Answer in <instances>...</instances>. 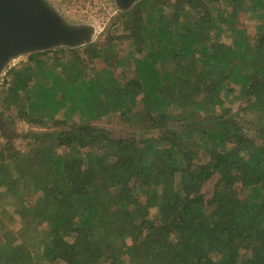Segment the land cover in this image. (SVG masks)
Here are the masks:
<instances>
[{"label": "trees", "instance_id": "obj_1", "mask_svg": "<svg viewBox=\"0 0 264 264\" xmlns=\"http://www.w3.org/2000/svg\"><path fill=\"white\" fill-rule=\"evenodd\" d=\"M119 21L4 71L9 120L43 131L0 142V264H264V0H135ZM109 115L138 133L91 125Z\"/></svg>", "mask_w": 264, "mask_h": 264}, {"label": "rangeland", "instance_id": "obj_2", "mask_svg": "<svg viewBox=\"0 0 264 264\" xmlns=\"http://www.w3.org/2000/svg\"><path fill=\"white\" fill-rule=\"evenodd\" d=\"M44 4L52 10L61 21L69 26L75 27H88L91 34L89 40L97 41L103 40L108 33L120 28L121 23L119 21V8L116 0H42ZM242 26V25H241ZM87 42H83V45ZM228 43V42H226ZM27 54H21L12 58L7 65L4 66L0 72V83L4 75V71L12 65L25 61ZM99 70L103 69L102 64L96 65ZM107 70V68H105ZM231 96H235L236 92H230ZM232 102L231 111L235 115V111L238 109L239 103L234 98H231ZM230 101L227 105L230 104ZM7 104L5 100L0 96V142L4 141V138L10 135V141L20 151L26 150V142L23 139V135L31 132L43 131L42 128L34 127L26 124L16 118L9 120L8 112L5 111ZM140 105L137 106L139 108ZM241 125L244 127H251V124L256 121L257 116L247 113H240L239 117L236 116ZM91 125L98 128H104L111 134L114 139L128 138L134 134H137V129L130 125H124L121 123L117 115H109L107 117L100 118L91 122ZM250 139H254V136L248 133ZM216 175L213 176L203 187V193L210 196L213 185L216 181ZM12 233L15 239H19L21 235L18 232L19 224H15Z\"/></svg>", "mask_w": 264, "mask_h": 264}, {"label": "water", "instance_id": "obj_3", "mask_svg": "<svg viewBox=\"0 0 264 264\" xmlns=\"http://www.w3.org/2000/svg\"><path fill=\"white\" fill-rule=\"evenodd\" d=\"M135 0H116L119 10ZM88 27L64 24L42 0H0V72L14 57L89 40Z\"/></svg>", "mask_w": 264, "mask_h": 264}]
</instances>
